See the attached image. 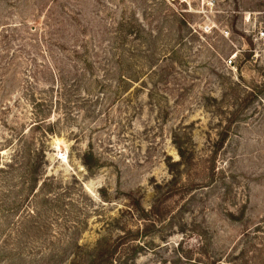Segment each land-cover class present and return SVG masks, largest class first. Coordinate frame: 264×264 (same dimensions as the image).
Instances as JSON below:
<instances>
[{
  "label": "rangeland",
  "instance_id": "1",
  "mask_svg": "<svg viewBox=\"0 0 264 264\" xmlns=\"http://www.w3.org/2000/svg\"><path fill=\"white\" fill-rule=\"evenodd\" d=\"M263 23L0 0V264H264Z\"/></svg>",
  "mask_w": 264,
  "mask_h": 264
},
{
  "label": "built area",
  "instance_id": "2",
  "mask_svg": "<svg viewBox=\"0 0 264 264\" xmlns=\"http://www.w3.org/2000/svg\"><path fill=\"white\" fill-rule=\"evenodd\" d=\"M254 42L257 44H262L264 46V23L263 27L255 32ZM234 62L235 60L231 58L226 62V65L232 67L234 66Z\"/></svg>",
  "mask_w": 264,
  "mask_h": 264
},
{
  "label": "trees",
  "instance_id": "3",
  "mask_svg": "<svg viewBox=\"0 0 264 264\" xmlns=\"http://www.w3.org/2000/svg\"><path fill=\"white\" fill-rule=\"evenodd\" d=\"M106 261H107V260H106ZM108 261H109V260H108ZM105 263H107V264H108L109 262H105Z\"/></svg>",
  "mask_w": 264,
  "mask_h": 264
}]
</instances>
